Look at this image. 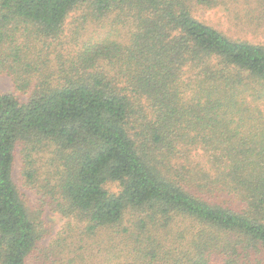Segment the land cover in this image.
Returning a JSON list of instances; mask_svg holds the SVG:
<instances>
[{
	"label": "trees",
	"instance_id": "16d2710c",
	"mask_svg": "<svg viewBox=\"0 0 264 264\" xmlns=\"http://www.w3.org/2000/svg\"><path fill=\"white\" fill-rule=\"evenodd\" d=\"M83 3L0 0V69L10 57L17 80L37 79L26 102L0 92V264H30L39 240L12 180L19 144L26 160L53 147L87 233L151 213L111 264H264V0H87L105 34L78 60L41 62L36 44ZM216 10L242 38L195 16Z\"/></svg>",
	"mask_w": 264,
	"mask_h": 264
},
{
	"label": "rangeland",
	"instance_id": "374dc122",
	"mask_svg": "<svg viewBox=\"0 0 264 264\" xmlns=\"http://www.w3.org/2000/svg\"><path fill=\"white\" fill-rule=\"evenodd\" d=\"M86 1L84 0L80 7L68 14L63 31L57 38L53 41L50 39L43 45L36 44L39 56L40 52H43L44 58L40 60L41 62L47 60L57 63L65 62L66 64L68 61L78 60V55L84 50V46L103 35L104 30L100 31L99 27L105 26L104 28H106L107 22L97 25L90 19L84 20ZM195 16L231 39L241 37L239 32L234 30V27L223 18V14L217 10L199 11ZM243 39L255 43L260 42L250 36ZM16 42L23 44V47L20 48L22 52L20 53L21 64L30 65L33 68V65L28 63L33 43L24 46L26 43L24 37H18ZM24 54H28V56ZM3 58L7 59V67L0 69V92L15 95L20 103L26 102L37 86L35 72L33 70L21 71L18 76L19 80H17V75L10 70L11 66H14L13 58ZM23 150L22 144L15 148L12 180L19 198L39 234L30 264H66L70 262L72 264H111L109 261L112 256H121L119 261L131 256L126 253L127 249L135 248L137 245L136 238L129 236L130 232L134 230L131 223L143 218L148 224H155V220L150 219L152 216L150 212L127 213L119 226L91 235L86 231L88 226L86 217L71 214L67 210V203L60 195L57 179L61 174L59 167L62 168V166L60 159L56 158L53 152V147H43L39 152L31 153V158L27 160ZM25 170L33 172L32 179L24 174ZM110 190L118 191L116 185L110 186ZM127 229L129 230L127 231Z\"/></svg>",
	"mask_w": 264,
	"mask_h": 264
}]
</instances>
